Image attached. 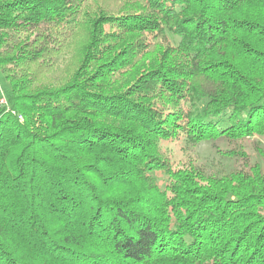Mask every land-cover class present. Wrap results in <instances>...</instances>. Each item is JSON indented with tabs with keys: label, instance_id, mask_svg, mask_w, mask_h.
<instances>
[{
	"label": "trees",
	"instance_id": "obj_1",
	"mask_svg": "<svg viewBox=\"0 0 264 264\" xmlns=\"http://www.w3.org/2000/svg\"><path fill=\"white\" fill-rule=\"evenodd\" d=\"M0 89V264H264V0H0Z\"/></svg>",
	"mask_w": 264,
	"mask_h": 264
},
{
	"label": "rangeland",
	"instance_id": "obj_2",
	"mask_svg": "<svg viewBox=\"0 0 264 264\" xmlns=\"http://www.w3.org/2000/svg\"><path fill=\"white\" fill-rule=\"evenodd\" d=\"M174 42L177 37L171 36ZM82 35L74 38L71 43L54 58V68L44 80L45 84H59L65 81L72 71L73 63L76 58L77 49L80 46ZM246 150L251 155V160H257L263 165V160L255 150V144L264 151V135L246 139ZM164 150L169 151L175 162H193L200 166L207 173L221 176L239 167L242 161L236 157L224 154L226 144L221 139L203 140L195 144L188 143L185 139L161 142ZM244 162V161H243ZM255 162V161H251ZM264 169V166H263Z\"/></svg>",
	"mask_w": 264,
	"mask_h": 264
},
{
	"label": "built area",
	"instance_id": "obj_3",
	"mask_svg": "<svg viewBox=\"0 0 264 264\" xmlns=\"http://www.w3.org/2000/svg\"><path fill=\"white\" fill-rule=\"evenodd\" d=\"M5 104H6V99L4 97L2 90L0 89V106H5Z\"/></svg>",
	"mask_w": 264,
	"mask_h": 264
}]
</instances>
